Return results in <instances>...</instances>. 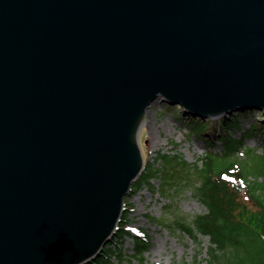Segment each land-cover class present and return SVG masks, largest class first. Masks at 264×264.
Listing matches in <instances>:
<instances>
[{"label":"water","instance_id":"1","mask_svg":"<svg viewBox=\"0 0 264 264\" xmlns=\"http://www.w3.org/2000/svg\"><path fill=\"white\" fill-rule=\"evenodd\" d=\"M156 98L264 110V0H0V264L103 249Z\"/></svg>","mask_w":264,"mask_h":264},{"label":"trees","instance_id":"2","mask_svg":"<svg viewBox=\"0 0 264 264\" xmlns=\"http://www.w3.org/2000/svg\"><path fill=\"white\" fill-rule=\"evenodd\" d=\"M164 103L183 116L180 105ZM253 109L236 110L217 119L184 113L190 133L203 136L211 144L220 141V151L207 152L200 164L187 162L179 152H157L153 161L146 160L128 194L135 192L142 183L152 188L151 178L158 180L160 189L163 185L166 190L163 194L190 187L192 195L205 209L188 221L175 218L166 226L170 231L186 234L197 245L200 236L207 235L209 244L205 264H264V154H256L243 143L246 136L258 132L264 135L262 110L256 109L257 118L249 127L243 131L239 129V114L246 115ZM216 123L219 125L217 131ZM212 124L214 126L210 127ZM238 130L239 136H235L233 133ZM142 149L144 154L148 153V144L143 143ZM237 151L246 153V158L237 156ZM131 207L132 203L126 197L112 239L101 253L85 264H119L126 257H137L140 262L144 260L143 252L149 248V236L142 227H137L140 233L130 232L127 212ZM126 235H130L134 243L132 254L125 252ZM113 258L116 262L112 261Z\"/></svg>","mask_w":264,"mask_h":264},{"label":"rangeland","instance_id":"3","mask_svg":"<svg viewBox=\"0 0 264 264\" xmlns=\"http://www.w3.org/2000/svg\"><path fill=\"white\" fill-rule=\"evenodd\" d=\"M183 116L185 111H182ZM227 115L226 112H222ZM258 111L253 109L246 115L239 114L241 131L245 130L257 118ZM180 117L176 109L166 106L163 100L156 99L147 109L144 121L139 131L141 144L149 146L147 157L152 160L157 152H179L189 163L200 164L201 158L209 151L218 152L221 149L220 141L215 144L207 142L203 136L191 134L185 118ZM219 115L203 116L204 119H217ZM264 118L262 117V120ZM212 124L210 127H213ZM219 125L216 123L215 129ZM240 131H234L239 136ZM245 147L255 150L256 154H264V135L258 132L246 136ZM237 156L246 158V153L237 151ZM250 158V157H248ZM251 161V159H249ZM163 181V179H162ZM152 189L141 185L131 194L128 201L133 203L128 213L130 223L141 226L149 236V248L143 252L144 260L140 262L137 257H126L119 264H205L209 239L207 235L200 236L197 245L189 236L178 231H170L166 224L175 218L190 220L196 213L202 212L205 207L191 193V188L186 186L177 191H166L161 186L158 189V180H152ZM133 230H137L135 227ZM126 254H132L134 244L129 236L123 243ZM116 262V259H112Z\"/></svg>","mask_w":264,"mask_h":264},{"label":"bare ground","instance_id":"4","mask_svg":"<svg viewBox=\"0 0 264 264\" xmlns=\"http://www.w3.org/2000/svg\"><path fill=\"white\" fill-rule=\"evenodd\" d=\"M144 118H145V116H144ZM143 121H144V119H143ZM143 121H142V122H143Z\"/></svg>","mask_w":264,"mask_h":264}]
</instances>
